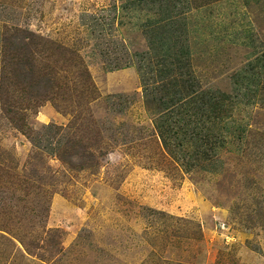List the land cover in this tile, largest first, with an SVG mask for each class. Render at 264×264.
<instances>
[{
  "label": "rangeland",
  "instance_id": "rangeland-1",
  "mask_svg": "<svg viewBox=\"0 0 264 264\" xmlns=\"http://www.w3.org/2000/svg\"><path fill=\"white\" fill-rule=\"evenodd\" d=\"M213 1L0 0V264H264V0L241 66ZM163 39L191 45L164 80Z\"/></svg>",
  "mask_w": 264,
  "mask_h": 264
},
{
  "label": "crops",
  "instance_id": "crops-1",
  "mask_svg": "<svg viewBox=\"0 0 264 264\" xmlns=\"http://www.w3.org/2000/svg\"><path fill=\"white\" fill-rule=\"evenodd\" d=\"M231 1L232 0H215L210 4H204V9L208 12L205 13L203 9V13L205 19H207L208 21V17L211 16L210 13L212 12L211 8H214L215 16L216 18H218V21H216L217 23H215V26H218V30L214 29L213 31L209 28L210 26L207 27V29H210L211 35L214 39H222L220 40V42H216L214 44V46L216 47H213V49H219L216 58L222 61L223 63H227L229 59L230 64H240L241 66L245 59H249L252 55L255 56L256 54L254 48L252 47V42L250 41L251 31L247 29L248 24L244 22V10H246L247 6L252 2L251 0H233L234 5L229 7L228 3ZM246 3H248L247 6L245 5ZM230 9H232V11H228ZM193 10L195 9L192 8L191 11ZM229 14L231 15V17L236 18L234 23L235 26H233L232 24L229 25L230 23H227L228 27L231 28L230 32L227 31L226 24L227 16L229 17ZM157 22L159 23L160 21L157 20ZM160 42L161 43H159L156 53V63L158 66V74L164 80L165 77H169L170 74L174 73L175 61L177 58L178 60H186L187 57H190L191 45L187 42H182L179 46L175 45L176 42H163V40H160ZM255 66H259V63L251 59L235 74L233 80L231 79V81L239 82V80H243L241 76L245 75L244 71L247 70V68L249 67L253 68ZM224 75L225 78L222 77L223 75L220 76V78L223 80L227 79L226 77H228V75L230 76L231 73H224ZM173 89L176 90L175 88ZM228 127L226 125L225 129L229 130L234 138L239 139V134L242 131L241 125L237 123H232L230 126V128H232L229 129Z\"/></svg>",
  "mask_w": 264,
  "mask_h": 264
},
{
  "label": "trees",
  "instance_id": "trees-1",
  "mask_svg": "<svg viewBox=\"0 0 264 264\" xmlns=\"http://www.w3.org/2000/svg\"><path fill=\"white\" fill-rule=\"evenodd\" d=\"M163 42H166L164 39H163ZM169 42V41H168ZM139 57H141L140 55H138ZM262 60L264 61V55L261 57ZM65 62H68V60H70L69 63H66V65L64 66V68H68V67H71V68H76V70L74 71L75 73H73L75 75V78L77 79V82L80 83V85L82 86V88L80 89L81 93L82 94H85L87 96H90L92 97L93 96V92H94V85L91 81V78L89 76V73L85 67V64L84 62L82 61V59H80L77 55H74L73 57H68V58H65ZM57 62V61H56ZM157 62V61H156ZM259 63V60L257 61ZM262 66V65H261ZM45 70L47 68H44ZM117 69V68H115ZM112 71V70H111ZM52 71L50 70L47 74H50ZM39 73H44L43 70H38L37 74L35 73L34 74V77L35 78H43L44 75H39ZM46 73V72H45ZM46 75V74H45ZM49 83H48V87L49 89H54V88H58L60 87V83L58 82L57 78H47V80ZM169 83V89H167L168 92H172V90H174L173 88H171L170 86V81L168 82ZM174 84H172V87H173ZM175 86V85H174ZM161 88H163V85L160 86ZM173 96H175V93L173 94H170L169 95V99L170 98H173ZM45 98L47 99H51V97H49L48 94L45 95ZM218 100V98H216V101ZM165 104L168 105L169 102L168 101H165ZM210 105L213 107V104L210 103ZM215 105L217 106V104L215 103ZM214 109H213V112L214 113ZM34 146H36L34 142H32ZM199 144V143H198Z\"/></svg>",
  "mask_w": 264,
  "mask_h": 264
}]
</instances>
